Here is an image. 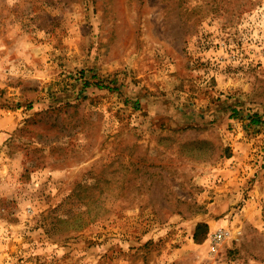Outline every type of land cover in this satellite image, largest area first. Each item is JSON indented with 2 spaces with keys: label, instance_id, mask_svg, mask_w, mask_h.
Returning <instances> with one entry per match:
<instances>
[{
  "label": "rangeland",
  "instance_id": "374dc122",
  "mask_svg": "<svg viewBox=\"0 0 264 264\" xmlns=\"http://www.w3.org/2000/svg\"><path fill=\"white\" fill-rule=\"evenodd\" d=\"M0 264H264V0H0Z\"/></svg>",
  "mask_w": 264,
  "mask_h": 264
},
{
  "label": "built area",
  "instance_id": "2783aa9c",
  "mask_svg": "<svg viewBox=\"0 0 264 264\" xmlns=\"http://www.w3.org/2000/svg\"><path fill=\"white\" fill-rule=\"evenodd\" d=\"M225 236V231L223 230H218L217 232L214 233V235L212 236V240L217 242V241H221L223 239V237Z\"/></svg>",
  "mask_w": 264,
  "mask_h": 264
},
{
  "label": "trees",
  "instance_id": "16d2710c",
  "mask_svg": "<svg viewBox=\"0 0 264 264\" xmlns=\"http://www.w3.org/2000/svg\"><path fill=\"white\" fill-rule=\"evenodd\" d=\"M201 228H207V225L206 224H199L198 226H197V230H196V234H197V232L198 231H200L201 230Z\"/></svg>",
  "mask_w": 264,
  "mask_h": 264
}]
</instances>
